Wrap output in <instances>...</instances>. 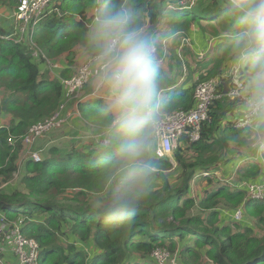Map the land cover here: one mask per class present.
Instances as JSON below:
<instances>
[{"label":"trees","instance_id":"1","mask_svg":"<svg viewBox=\"0 0 264 264\" xmlns=\"http://www.w3.org/2000/svg\"><path fill=\"white\" fill-rule=\"evenodd\" d=\"M112 2L133 11L134 24L147 29L151 37H155L162 22H167L165 30L169 34L164 32L163 38L196 26L203 35L212 37L208 41L221 40L216 54L198 64L204 73L189 86L188 80L178 83L179 76L172 77L160 67L159 94L167 91V96L161 97L160 113L193 109L199 84L227 75L226 82L237 66L246 86L247 68L236 61L231 25L218 15L225 0H200L194 8L183 10L168 9L181 0ZM97 4L98 0H55L35 27L34 44L43 56L39 58L34 57L30 45H16L6 39L10 31L3 22L0 24V115L7 112L12 117L8 126L0 128V188L18 172L22 146L18 143L14 149L9 141L54 116L66 102L59 77L44 67L46 59L64 64L59 73L64 79L75 73L79 49L92 59L85 34ZM14 6L16 0H0L3 9ZM166 10L170 12L166 14ZM180 35L176 37L181 39ZM164 51L160 41L158 62ZM175 87L180 88L178 93L170 95L167 89ZM94 92L92 84L85 85L82 97L65 108L66 114L78 115L79 129L89 133L88 139L95 137L92 143L67 152L53 149L52 156L41 163L27 162L26 175L18 188L11 192L0 190V211L12 221L24 218L23 233L39 244L41 264H155L152 254L162 249L169 250L172 257L177 255L181 264H264V233L257 232H264V202L248 199L243 189L224 185L213 177L205 178L214 186L206 191L205 199L196 203L189 196L196 170L215 171L223 154L233 155L229 151L232 146L239 154L249 152L255 157L250 149L257 139L252 137L256 131L238 130L230 121L241 101L226 97L216 100L209 120L201 125L200 139L194 142L182 137L172 160L153 156L151 130L144 159L154 166L144 183L137 214L132 220H109L104 207L115 183L111 165L117 159L116 141L109 119L102 114L105 96H95ZM261 131L264 132V123ZM191 154L193 163L188 161ZM261 156L264 158V149ZM175 170L180 175L178 184L172 186L168 174ZM239 174L246 181L263 182L264 166L252 161ZM155 178L159 186L154 184ZM222 200L228 206L244 208L255 218L257 230L240 224L218 226L217 210ZM135 257L144 262H133Z\"/></svg>","mask_w":264,"mask_h":264},{"label":"clouds","instance_id":"2","mask_svg":"<svg viewBox=\"0 0 264 264\" xmlns=\"http://www.w3.org/2000/svg\"><path fill=\"white\" fill-rule=\"evenodd\" d=\"M218 15L231 25L236 61L247 68L242 90L245 107L264 116V0H225ZM134 16L130 9L114 6L112 0H98L85 34L97 83L105 93L102 114L115 133L117 159L111 165L115 183L104 207L109 220L136 216L154 166L144 157L149 133L158 127L160 64L155 41L134 24Z\"/></svg>","mask_w":264,"mask_h":264},{"label":"built area","instance_id":"3","mask_svg":"<svg viewBox=\"0 0 264 264\" xmlns=\"http://www.w3.org/2000/svg\"><path fill=\"white\" fill-rule=\"evenodd\" d=\"M16 1L17 6L12 14V19L16 23L17 30L13 34L8 35L6 39L14 42L16 45H30L34 51V57L39 58L42 55L38 52L40 50L34 44L35 27L44 18L50 5L55 0ZM199 2L200 1L198 0H181V2H179L176 6H169V8L171 10L192 9ZM1 38L2 36L0 35V39ZM213 42L215 43L214 40H211L209 47L204 50V53L207 54L210 51ZM88 60L90 61L83 66L81 71L76 76L64 79L59 76V73L64 69V64L53 63L50 59H46V69L49 70L53 76L59 77V80L62 83L65 91L66 102L54 116L44 120L43 122L32 125L28 132L19 139H11L9 141L10 146L15 149L18 143H21L22 145V141L20 140H23L26 144H33L37 139L50 130L56 127L61 128L67 124L68 116L64 114L67 106L66 104L77 98L85 85H87L90 79L93 78V63L91 61L93 59ZM233 69L234 73L229 77V79H232V83L230 84V89L227 94L224 93L223 88V83L225 82L224 78H227V75H225L224 77L213 78L198 85L194 96L196 105L193 109L189 111H178L172 114H162L158 109V127L153 129L151 132V142L154 146L153 156L155 158L171 159L178 147L181 145L180 139L182 137L187 136L191 139V141H198L200 139L201 125L209 120L212 105L216 100H220L224 97L230 100L239 99L241 101V105L235 110V117L233 115V117L230 118L234 127L238 130L247 129L253 132L256 130V121L259 116L250 112V110L245 107V100L242 92L245 87L240 76V66L234 67ZM220 87H222V90H220ZM166 92V90H162L160 92L159 100H161L162 96L164 97L167 94ZM238 92L240 95H237ZM62 112L64 120L61 118ZM22 147L24 150L23 145ZM263 147L264 142H262L261 149ZM258 159L259 158H257V160ZM32 161L35 163H41V156L37 153L34 154L32 156ZM242 163L243 161H240L239 165ZM202 176L204 178H212L213 174L205 172ZM220 181L224 185L235 187L231 181ZM240 188L248 194V199L255 200L256 202L264 201L263 182L259 183L257 182V179H252V181L244 183V185ZM243 217L244 212L242 209H239L233 214V221L235 223H240L243 221ZM24 227L25 221L22 218L11 222L6 215L0 211V264H8L6 256L11 253L15 255L14 257L17 260V264H41L40 246L37 241L32 238H27L24 235ZM152 258L155 264L176 263V259L163 250L154 252V254H152Z\"/></svg>","mask_w":264,"mask_h":264},{"label":"rangeland","instance_id":"4","mask_svg":"<svg viewBox=\"0 0 264 264\" xmlns=\"http://www.w3.org/2000/svg\"><path fill=\"white\" fill-rule=\"evenodd\" d=\"M15 8L16 6H14V8H11V9L9 8L3 9V7H0V24L3 22L4 25H6V27L10 31L9 35L13 34L17 30L16 23L12 19V14L15 11ZM168 9L171 10L169 7ZM168 12L170 11L166 10V14ZM167 24H168L167 22H162V24L159 27V31L157 32L155 37H152L157 46V54L159 52L160 41H162V45L165 49L163 53V58L159 61L160 67L165 72H167V74H171L172 77L175 75L179 76V79L177 80L178 83L179 82L183 83V81L188 80L187 86H189L193 82H196L199 76L204 73V71L201 69V66H199L198 64L200 62L204 63L205 61L210 60L216 54L215 49L221 40L212 39L215 41V47H214V42H213L210 51L206 54L204 53L203 48L206 49L209 47L211 40L210 41L208 40L212 37H210L209 35H203L201 30L198 27L194 26L188 32L182 30L181 32L177 33L176 35L181 34L180 35V37L182 36L181 39H178L179 37H176L175 34L172 36L167 35L168 37L163 38L162 36L164 32L166 34H169V31L165 30L167 29ZM146 30L147 29H145V31ZM89 61L90 60L87 61V57H85L84 61L83 60L77 61L78 66L74 69L75 73L68 78H72L76 76L81 71L83 66H85ZM91 61L93 63V60ZM95 73H96V68L93 63V78L90 79V81L88 82V85L92 84L95 87V92H94L95 96H98V95L105 96L104 91L100 88L99 84L97 83ZM233 73H234V69L230 71L229 76H231V74ZM178 87H175L173 90H171L169 94L170 95L177 94L180 89ZM81 97H82V92L75 99H79ZM69 103H67L66 105H68ZM64 114H66V111H64ZM62 115H63V112L61 114V118L62 120H64V117ZM76 115L77 114L73 112L67 113L66 116H68V121H67V124H65L66 126L64 125L61 128L56 127L50 130L49 132L44 134L42 137L37 139L35 143L33 144H26L25 142H23V140H20L22 141L24 150L21 152L20 159L18 161V172L14 175L13 180H11L8 183L3 184L0 190H3L5 192H11L15 190L16 188H18V186L21 184L22 178L26 175V172H25L26 164L27 162L32 160V156L34 154L36 153L39 154L43 161L44 159L52 156L51 152L53 149L64 150L67 152L73 147L81 149L87 144H89L90 142L92 143V139L95 137H93L92 139H88L89 133L84 132L83 129H79L78 125L80 124V119L78 115L77 117ZM7 124L8 123H6L5 126ZM98 138L100 141L101 138L100 137ZM260 145H261V141L258 140L254 143L252 148L257 149L260 147ZM235 149L236 147L232 146L229 150L230 153L233 154L234 153L233 151ZM193 157H194L193 154L189 155L188 161L190 163H193L194 161ZM235 160L236 159L234 158L233 155L227 156V152H226L225 154L221 156L220 165L221 164L222 165L217 170L215 171L211 170L209 172L213 174V178H215V180L217 181L228 180V181H231L235 187L240 188L241 186L244 185V183L249 182V181H246L245 179L241 178V175L238 172L241 168L236 169L238 166V163H236L235 170L230 169L228 162L235 161ZM252 160L257 161V159H253V158ZM205 172L207 171L197 169L195 176H194V180L191 183L189 196L191 198H194L196 203H199L200 201L205 199L206 191L214 187L212 186V184H210V182L207 183V179L203 178L202 174ZM168 175L170 178V184L172 186L178 184V176L180 175V172L178 170H175ZM257 182L261 183L259 179L257 180ZM154 184L156 186H159L161 183L157 178H155ZM113 185L114 183L112 184V186ZM218 185H221V184H218ZM239 209H242L244 212L243 221L240 223H235L233 221V214ZM217 212L219 214L217 215L218 226H227V225L234 226L235 224H240L245 227H250V228L254 227L257 230V228L255 227L256 223L254 224V222H256L255 218L249 215L248 213H246V211L242 207L235 208L232 206H228L225 203V201L222 200ZM196 213L197 212H194V214ZM22 219L24 220V218ZM10 221L13 222L12 220ZM258 230H257L258 233H264ZM191 245L195 247L194 242H191ZM162 250L168 253L170 256H172L169 250L167 249H162ZM136 259L138 258L135 257L132 261L133 262H144L143 260H140V259L136 260ZM174 259H176L175 264H181V262L179 263L177 255L174 256ZM207 264H213V263L208 261Z\"/></svg>","mask_w":264,"mask_h":264},{"label":"crops","instance_id":"5","mask_svg":"<svg viewBox=\"0 0 264 264\" xmlns=\"http://www.w3.org/2000/svg\"><path fill=\"white\" fill-rule=\"evenodd\" d=\"M204 50H205V48H203ZM85 54V55H84ZM88 55L83 51V50H78V58H77V61H84V59H85V57H87ZM78 66V65H77ZM76 66V67H77ZM75 67V68H76ZM234 117H235V115H234ZM12 121V117H11V115H9L7 112H3L1 115H0V128H2V127H6V126H8L9 124H10V122ZM6 123H8L6 126H5V124ZM264 123V116H259L258 117V119H257V121H256V134L255 135H252V137H255V136H257V139H256V141H258V140H260L261 141V145H262V142H264V132H262L261 131V126H262V124ZM234 126V125H233ZM254 131V132H255ZM251 132H253V131H251ZM255 141V142H256ZM254 142V143H255ZM254 143H253V145H254ZM252 145V146H253ZM261 145H260V147L259 148H257V149H253V148H251L250 149V151L251 152H253L254 154H255V157H251L250 155H248L249 154V152H246L245 154H240V156H239V153H238V151H236V150H234L233 152V156H234V158L236 159L235 161H229L228 162V165L230 166V169L231 170H235V167H236V163H238V165H239V162L240 161H243V163L242 164H240L239 165V167L238 168H241L242 169V167H245L249 162H252V161H254V160H252V158L253 159H257V158H259L256 162H259L260 163V165H262V166H264V158L261 156V153L263 152V149H264V147L261 149ZM251 146V147H252ZM23 151V149L21 150V152ZM21 152H20V155H21ZM246 155H248V157H246L245 159H244V156H246ZM261 157V158H260ZM20 159V158H19ZM228 159V158H227ZM219 167H220V165H219ZM218 167V168H219ZM218 168H216L215 170H217ZM238 168H236V169H238ZM240 169V170H241ZM240 170L238 171V172H240ZM263 183H264V176H263ZM219 183H221V181L219 180L218 181ZM99 253V252H98ZM15 255L14 254H7V256H6V260H7V263L8 264H17L16 262H17V260L15 259V257H14ZM92 258V257H91Z\"/></svg>","mask_w":264,"mask_h":264},{"label":"water","instance_id":"6","mask_svg":"<svg viewBox=\"0 0 264 264\" xmlns=\"http://www.w3.org/2000/svg\"><path fill=\"white\" fill-rule=\"evenodd\" d=\"M232 83V79H228L226 82L223 83L224 93L227 94L230 89V84Z\"/></svg>","mask_w":264,"mask_h":264}]
</instances>
